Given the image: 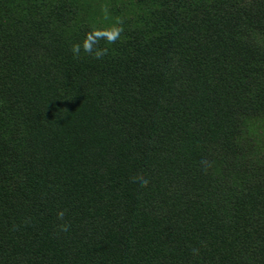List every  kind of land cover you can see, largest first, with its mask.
Masks as SVG:
<instances>
[{
    "label": "trees",
    "instance_id": "obj_1",
    "mask_svg": "<svg viewBox=\"0 0 264 264\" xmlns=\"http://www.w3.org/2000/svg\"><path fill=\"white\" fill-rule=\"evenodd\" d=\"M122 1L0 0V264H264V181L215 171L264 0Z\"/></svg>",
    "mask_w": 264,
    "mask_h": 264
},
{
    "label": "rangeland",
    "instance_id": "obj_2",
    "mask_svg": "<svg viewBox=\"0 0 264 264\" xmlns=\"http://www.w3.org/2000/svg\"><path fill=\"white\" fill-rule=\"evenodd\" d=\"M59 4L60 6L66 4L75 11L85 14L86 10H90L92 16H95L99 20L107 19L106 9L111 5L116 7H121L122 0H52ZM261 35V34H260ZM260 35L255 40V47L259 48L261 42L259 38L263 39V36ZM236 54L231 57L229 61V66L234 64L241 68L243 79L246 77L249 80V88H243L239 85V82L236 80L237 75H235L229 86L234 87L243 91L247 97L243 98L244 103L250 102L253 105L254 110L249 113V116H245L242 120L235 125L236 131L232 136L228 138L226 147H233L237 151L228 150L230 153L223 154L220 158H216V163H219L215 168L216 173L222 174L225 170L233 172L235 175L234 183H249L250 181L257 180L264 181V89H261V86L264 87V65L260 66L255 59H249L245 56H238ZM242 80V76H241ZM257 85L259 89H256ZM249 103V104H250ZM225 147V148H226ZM239 149V150H238ZM233 157L235 162L231 164H226L223 158ZM236 156V157H235ZM260 189H264V186H261Z\"/></svg>",
    "mask_w": 264,
    "mask_h": 264
},
{
    "label": "clouds",
    "instance_id": "obj_3",
    "mask_svg": "<svg viewBox=\"0 0 264 264\" xmlns=\"http://www.w3.org/2000/svg\"><path fill=\"white\" fill-rule=\"evenodd\" d=\"M123 31L122 28H113L110 31L106 32V33H94V34H89L88 39L85 41L84 43V50L88 53H91L92 51V45L94 43L98 42V38L101 36H107L108 42L109 43H115L116 39L119 37L120 33ZM80 50V45H74L73 47V51L74 53H79ZM107 50L105 49L104 52H106ZM101 55H103L102 52H97L96 53V58H100ZM64 213L60 212L58 213V218L59 219H63ZM68 225H61V230L62 231H67L68 230Z\"/></svg>",
    "mask_w": 264,
    "mask_h": 264
}]
</instances>
